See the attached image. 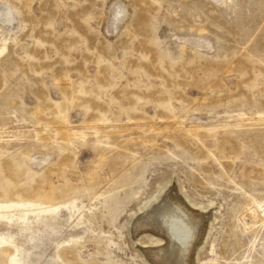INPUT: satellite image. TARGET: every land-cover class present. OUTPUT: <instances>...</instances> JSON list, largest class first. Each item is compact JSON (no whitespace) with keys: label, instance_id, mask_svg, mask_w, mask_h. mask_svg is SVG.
Returning a JSON list of instances; mask_svg holds the SVG:
<instances>
[{"label":"rangeland","instance_id":"obj_1","mask_svg":"<svg viewBox=\"0 0 264 264\" xmlns=\"http://www.w3.org/2000/svg\"><path fill=\"white\" fill-rule=\"evenodd\" d=\"M167 192L264 264V0H0V264H165Z\"/></svg>","mask_w":264,"mask_h":264},{"label":"bare ground","instance_id":"obj_2","mask_svg":"<svg viewBox=\"0 0 264 264\" xmlns=\"http://www.w3.org/2000/svg\"><path fill=\"white\" fill-rule=\"evenodd\" d=\"M171 189L173 190V188ZM168 192L146 208V211L142 215H139L138 219L136 218L134 226L136 228L147 226L163 234L166 242L163 252L160 256L157 252H150L151 256L159 257L165 264H185L186 257L190 253L199 234V218L196 219L190 215V212L187 213L189 210L186 211L177 194ZM190 257L193 256L191 255Z\"/></svg>","mask_w":264,"mask_h":264}]
</instances>
